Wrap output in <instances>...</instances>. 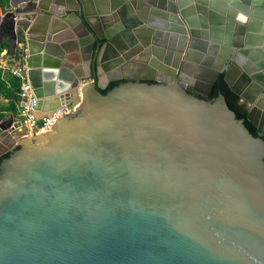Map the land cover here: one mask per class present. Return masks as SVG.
Here are the masks:
<instances>
[{
    "label": "water",
    "instance_id": "95a60500",
    "mask_svg": "<svg viewBox=\"0 0 264 264\" xmlns=\"http://www.w3.org/2000/svg\"><path fill=\"white\" fill-rule=\"evenodd\" d=\"M97 1L0 13L41 104L80 97L0 124V264H264V0Z\"/></svg>",
    "mask_w": 264,
    "mask_h": 264
},
{
    "label": "built area",
    "instance_id": "2783aa9c",
    "mask_svg": "<svg viewBox=\"0 0 264 264\" xmlns=\"http://www.w3.org/2000/svg\"><path fill=\"white\" fill-rule=\"evenodd\" d=\"M20 46L22 45L18 44L17 48ZM17 48L0 52V73H7L18 82L16 113L10 114L5 122L8 124L5 132L14 141L15 146L20 138L36 137L38 134L49 132L57 119L73 114L80 105V97L68 102L54 98L50 100V103H56L53 108H45L29 79L25 49L21 47L22 53L17 54Z\"/></svg>",
    "mask_w": 264,
    "mask_h": 264
},
{
    "label": "rangeland",
    "instance_id": "374dc122",
    "mask_svg": "<svg viewBox=\"0 0 264 264\" xmlns=\"http://www.w3.org/2000/svg\"><path fill=\"white\" fill-rule=\"evenodd\" d=\"M8 1L9 0H0V13H4L10 10ZM8 45L9 47L12 48L11 42L9 43L8 41ZM21 47H23V45L17 48L18 49L16 51L17 54L22 53ZM0 77H1V85H0V124H1L8 121V118L10 116L8 112L12 111V100L14 98L13 92L16 86L14 85L13 81L10 79L9 75H7V73L5 74L0 73ZM2 84H4L5 86L4 89H2L3 87ZM0 139H1L0 144L1 142L7 140L6 137H0Z\"/></svg>",
    "mask_w": 264,
    "mask_h": 264
},
{
    "label": "trees",
    "instance_id": "16d2710c",
    "mask_svg": "<svg viewBox=\"0 0 264 264\" xmlns=\"http://www.w3.org/2000/svg\"><path fill=\"white\" fill-rule=\"evenodd\" d=\"M7 49V44H3V43H0V52L1 51H3V50H6ZM220 78H221V80H222V82H223V84L225 85V87L227 88V90L233 95V96H235L237 99L234 101V103H233V107L237 110V112L243 117V119L254 129V131H255V133H254V135L256 136V130H255V128L252 126V124H250L246 119H245V117H244V115L243 114H241V112L238 110V108L236 107V102H237V100H238V97H237V95L236 94H234L230 89H229V87L227 86V84L225 83V81H224V79H223V74H220V76H219ZM12 81H13V83H14V85L16 86L15 87V89H14V92H13V94H14V98H13V100H12V111L11 112H8V114H11V115H13V114H15L16 113V102H17V89H18V82H17V80L16 79H12V78H10ZM115 82H118V81H115ZM112 83V82H111ZM0 85H1V77H0ZM2 89H4L5 88V86H4V84H2ZM106 88V87H105ZM105 88L104 89H99V91H104L105 90ZM9 153V152H8ZM8 153H5V154H3L2 156H4V155H6V154H8ZM1 156V157H2ZM0 157V158H1Z\"/></svg>",
    "mask_w": 264,
    "mask_h": 264
},
{
    "label": "crops",
    "instance_id": "0c3cea01",
    "mask_svg": "<svg viewBox=\"0 0 264 264\" xmlns=\"http://www.w3.org/2000/svg\"><path fill=\"white\" fill-rule=\"evenodd\" d=\"M95 1H97V0H95ZM98 3V1L96 2V4ZM36 25H38L39 26V21H37L36 22ZM0 43H3V44H7L8 45V40H7V38H6V34L1 30V27H0ZM6 50H10V51H12L13 50V48H11V47H9V45L7 46V49ZM78 56L76 55V53L74 54V53H70V54H68L66 57H65V61H64V64H75V62H76V58H77ZM66 62V63H65ZM88 68L85 66L84 68H83V70L81 71V72H83L84 74H85V76H87L88 75ZM52 101V100H51ZM51 105H50V107L51 106H54L55 104H53L52 102L50 103ZM53 104V105H52ZM7 139V138H6ZM10 141H7L6 140V142L4 141V142H1V144H0V147H4V146H6L8 143H9Z\"/></svg>",
    "mask_w": 264,
    "mask_h": 264
},
{
    "label": "bare ground",
    "instance_id": "6f19581e",
    "mask_svg": "<svg viewBox=\"0 0 264 264\" xmlns=\"http://www.w3.org/2000/svg\"><path fill=\"white\" fill-rule=\"evenodd\" d=\"M252 23H253L252 26H255L256 24H258L257 21H252ZM203 72H204V71H203ZM197 76H199V75H197ZM204 88H205L204 86H201V87H200V90H203ZM51 108H53V106H51Z\"/></svg>",
    "mask_w": 264,
    "mask_h": 264
},
{
    "label": "flooded vegetation",
    "instance_id": "af4514ba",
    "mask_svg": "<svg viewBox=\"0 0 264 264\" xmlns=\"http://www.w3.org/2000/svg\"><path fill=\"white\" fill-rule=\"evenodd\" d=\"M240 111V110H239Z\"/></svg>",
    "mask_w": 264,
    "mask_h": 264
}]
</instances>
